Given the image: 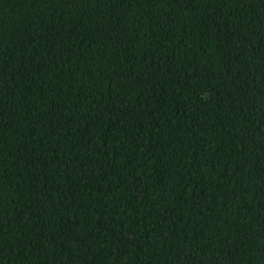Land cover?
I'll return each instance as SVG.
<instances>
[{"label": "trees", "instance_id": "trees-1", "mask_svg": "<svg viewBox=\"0 0 264 264\" xmlns=\"http://www.w3.org/2000/svg\"><path fill=\"white\" fill-rule=\"evenodd\" d=\"M0 264H264V0H0Z\"/></svg>", "mask_w": 264, "mask_h": 264}]
</instances>
